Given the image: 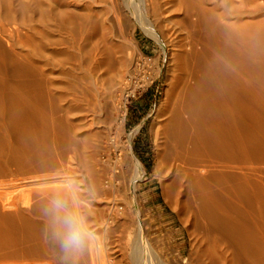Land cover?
<instances>
[{
	"label": "bare ground",
	"instance_id": "6f19581e",
	"mask_svg": "<svg viewBox=\"0 0 264 264\" xmlns=\"http://www.w3.org/2000/svg\"><path fill=\"white\" fill-rule=\"evenodd\" d=\"M94 1L0 0V206H19L2 201L3 189L43 181L41 196L23 201L47 219L43 229L20 214L0 218V244L26 245L0 261L56 264L45 260L48 247L80 257L70 264H178L147 243L142 223L124 262L98 238L65 247L69 217L90 231L87 200L108 203L106 230L142 206L139 160L107 180L81 155L79 133L109 98L112 47ZM149 1L175 51L152 127L162 198L189 236L200 234L193 245L204 264H264V0Z\"/></svg>",
	"mask_w": 264,
	"mask_h": 264
},
{
	"label": "rangeland",
	"instance_id": "374dc122",
	"mask_svg": "<svg viewBox=\"0 0 264 264\" xmlns=\"http://www.w3.org/2000/svg\"><path fill=\"white\" fill-rule=\"evenodd\" d=\"M94 9L106 26V29L99 31V35L107 31L111 41L109 98L107 107L95 113L92 128L84 127L79 133L86 143V148L81 147V155L98 161L107 180L119 173L122 166L129 168L131 161L139 160L144 169V178L141 188L136 191L139 199H142L141 211L116 218L115 222L107 224L111 226L108 230L103 222L109 215L106 201L95 206L87 200L88 206L80 207L88 215L90 231L85 230V238L88 243L90 237L98 238L106 254L124 262L122 256H128L132 251L133 243L140 237L138 224L142 223L147 243L162 258L168 252L176 257L178 264H204L206 258L199 255L197 244L193 245V240H198L200 234L196 232L197 235L189 236L183 230L162 198V178L154 173L158 145L152 127L160 119L168 76L176 73L173 61L175 51L170 37H165L161 32L158 19L154 16L155 8L149 0H95ZM170 13L174 18V14ZM84 118L86 120L85 114ZM141 140L147 146L143 147ZM77 179L82 188L83 175H78ZM42 182L26 186L27 191L20 190L21 187L3 189L2 201L9 197L18 201L19 206H0V218L20 214L38 222L45 229L47 219L44 214L37 211V206H28L23 201L30 191L41 196L37 187L43 185ZM98 211H102L101 215ZM125 222L130 226L124 228ZM116 243H119L120 251L114 252ZM128 244L130 247H125ZM168 246L171 248L167 250ZM25 249L24 244H0V256L4 258ZM45 250V260H53L56 264H70V259L80 258H69L65 253H56L48 247ZM90 259L89 252L85 260Z\"/></svg>",
	"mask_w": 264,
	"mask_h": 264
},
{
	"label": "clouds",
	"instance_id": "9594fccd",
	"mask_svg": "<svg viewBox=\"0 0 264 264\" xmlns=\"http://www.w3.org/2000/svg\"><path fill=\"white\" fill-rule=\"evenodd\" d=\"M68 224L70 231L65 241V247H79L87 233L84 231L82 223L77 221L75 217H69Z\"/></svg>",
	"mask_w": 264,
	"mask_h": 264
},
{
	"label": "built area",
	"instance_id": "2783aa9c",
	"mask_svg": "<svg viewBox=\"0 0 264 264\" xmlns=\"http://www.w3.org/2000/svg\"><path fill=\"white\" fill-rule=\"evenodd\" d=\"M0 264H12L6 261H0ZM16 264H52L48 261H27V262H18Z\"/></svg>",
	"mask_w": 264,
	"mask_h": 264
},
{
	"label": "trees",
	"instance_id": "16d2710c",
	"mask_svg": "<svg viewBox=\"0 0 264 264\" xmlns=\"http://www.w3.org/2000/svg\"><path fill=\"white\" fill-rule=\"evenodd\" d=\"M142 145H143V147H145V146H147V143H145V142L143 143V142H142Z\"/></svg>",
	"mask_w": 264,
	"mask_h": 264
},
{
	"label": "crops",
	"instance_id": "0c3cea01",
	"mask_svg": "<svg viewBox=\"0 0 264 264\" xmlns=\"http://www.w3.org/2000/svg\"><path fill=\"white\" fill-rule=\"evenodd\" d=\"M143 141L141 140V143H142Z\"/></svg>",
	"mask_w": 264,
	"mask_h": 264
}]
</instances>
